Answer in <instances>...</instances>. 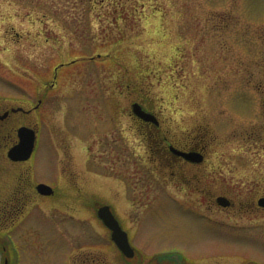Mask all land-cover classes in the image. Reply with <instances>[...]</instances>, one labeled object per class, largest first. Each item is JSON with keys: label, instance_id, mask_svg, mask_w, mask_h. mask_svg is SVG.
Returning <instances> with one entry per match:
<instances>
[{"label": "rangeland", "instance_id": "1", "mask_svg": "<svg viewBox=\"0 0 264 264\" xmlns=\"http://www.w3.org/2000/svg\"><path fill=\"white\" fill-rule=\"evenodd\" d=\"M39 34L49 44L37 40ZM99 53L100 63L87 61L62 81L70 89L80 74H90V101L78 103L84 111H73L67 93L55 102L50 99L42 110L44 134L59 135L61 144L75 129L92 131L88 152L56 164L77 178L68 180L77 192L86 185L94 238L100 228L96 211L120 192L118 179L126 178L134 192H156L147 189L148 170L136 164L135 154L122 141L131 135L128 113L134 100L154 106L172 128L205 127L212 147L203 180L264 182V139L258 144L248 139L255 126H264V0H0V98H20L26 92L36 103L39 72L50 82L55 66ZM102 133L103 156L98 150ZM38 169L42 180L36 182L52 181L47 180L49 170ZM18 182L0 180V207ZM44 205L33 212L37 217L32 223L43 231L56 224L55 213ZM71 210L75 218L83 216ZM179 215L163 206L146 216L141 223L145 239L161 230L190 237L188 224L176 220ZM46 236L40 241L51 255ZM94 238L92 253L99 250ZM244 247L264 260V246Z\"/></svg>", "mask_w": 264, "mask_h": 264}, {"label": "flooded vegetation", "instance_id": "2", "mask_svg": "<svg viewBox=\"0 0 264 264\" xmlns=\"http://www.w3.org/2000/svg\"><path fill=\"white\" fill-rule=\"evenodd\" d=\"M17 36L21 39L19 34ZM43 36L39 34L37 40L44 39L49 44V38ZM102 59L103 53L88 59L77 55L55 66L50 82L45 80L46 73L39 72L36 103L27 97L26 92L20 98H0V180L19 181L13 192L7 193L0 207V264H264L256 253L251 256L248 254L250 250L244 247L248 243L258 248L264 246L263 180H220L219 177L217 180H203V170L209 162L212 147L209 132L201 124L190 129H183L182 124L179 128H172L169 120L166 125V118H161L154 106L147 105L144 99L132 100L128 113L131 135L122 141L135 154L136 164L140 163L148 170L146 179L150 183L147 189L156 192L147 195L134 192L121 174L122 178L117 180L120 192L112 196L114 201L102 204L96 211L95 218L100 224L96 232L99 250L91 252L90 244L94 237L88 189L84 185L83 192H77L68 181L77 178L72 172L60 171L56 161L73 159L77 152H88L91 144L86 140L91 139L92 131L75 129L71 131L72 135L62 139L64 143L61 144L56 141L59 135L44 134L42 110L50 99L55 102L61 94L67 97L66 93L72 101L73 111L80 110L78 103L90 101V74H80L79 82H74L70 89L63 82L67 81V75L75 73L76 67L87 61L100 63ZM134 104L140 106L148 119L133 113ZM81 110L84 111V107ZM17 123L20 126L16 127ZM72 125L74 127V122ZM21 127L35 131V146L29 159L14 160L10 151L21 140ZM248 139L254 144L263 141L264 126H255ZM98 142V150L103 156V133ZM141 147L142 153L146 154L139 152ZM34 158H38L37 163H34ZM51 163L53 165L49 167ZM38 167L51 172L47 179L51 182L35 181L40 179L37 177ZM217 173L220 174L219 171ZM42 183L50 186L53 193H41L39 185ZM149 194L151 198L148 201ZM45 201L57 220L54 218L56 224L43 231L32 223L37 217L33 212L41 209ZM104 206L110 207L118 223L116 235L103 215H98V210ZM163 206L179 211L176 220L179 222L181 219L188 224L185 231L192 233L190 237L183 239L161 230L153 239H145L141 223ZM71 209L78 210L83 216L75 218L69 211ZM44 233H47V245H52L51 255L45 253V242L40 241ZM77 239L80 241L78 246Z\"/></svg>", "mask_w": 264, "mask_h": 264}, {"label": "water", "instance_id": "3", "mask_svg": "<svg viewBox=\"0 0 264 264\" xmlns=\"http://www.w3.org/2000/svg\"><path fill=\"white\" fill-rule=\"evenodd\" d=\"M133 113L143 119H148L147 114L142 111L140 106L138 104L133 105ZM19 137L20 142L12 148L10 151V157L14 160H26L29 159L35 145V131L33 129L22 127L19 129ZM190 156V155H189ZM39 191L43 194H51L53 193V190L45 184L39 185ZM262 205H264V200L261 202ZM107 214H104L106 213ZM99 217H102L106 221V223L114 230V235H116L118 231V223L114 219L113 214L110 210V207L104 206L101 207L98 211ZM125 251H127L125 248H123Z\"/></svg>", "mask_w": 264, "mask_h": 264}]
</instances>
